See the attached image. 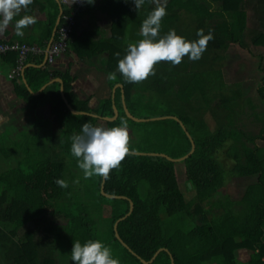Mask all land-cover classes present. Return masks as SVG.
Masks as SVG:
<instances>
[{"label": "trees", "instance_id": "1", "mask_svg": "<svg viewBox=\"0 0 264 264\" xmlns=\"http://www.w3.org/2000/svg\"><path fill=\"white\" fill-rule=\"evenodd\" d=\"M249 1L167 0L161 35L175 29L178 35L195 40L197 31L203 28L205 34L214 29L215 38L199 60L185 56L176 66L161 61L155 66V75L140 83H129L118 71L119 60L127 46L134 43L125 37L130 31L142 39L140 28L155 3L145 0L138 11L134 0H103L102 7L104 3L109 5L112 15L111 34L106 39L109 42H103L117 48L105 57L106 71L115 72L124 83L126 103L133 114L164 116L161 118H131L118 87L115 103L120 113L115 119H106L104 116L115 113L110 88L108 96L92 107L88 100L75 98L62 74L67 99L74 108L84 111L73 112L60 82H49L61 73L51 70L47 63L41 64L44 52L29 51L26 62L37 65L25 67L27 83L35 90L47 85L34 93L22 81V74H16L15 92L31 108L49 103L51 116L35 119L18 131L13 126L0 129V264H74V241L83 244L89 239L110 246L120 264H172L171 254L165 249L145 263L117 237L114 224L129 211V198L134 201V209L118 222V231L146 259L160 247H167L175 264H238L237 248L249 247L255 250L257 263L264 264V144L259 141L264 140V55L260 63L262 80L252 95L237 82L228 86L222 68L216 64L234 43L264 47V0H256L251 18ZM187 15L192 21L188 22ZM55 24L56 14H52L36 44H49ZM76 25L65 52L74 49L81 54L89 41L84 33L78 34ZM14 37L0 41L17 40ZM17 41L35 43L33 38ZM18 57V49L0 55L12 69ZM204 108H209L218 120L214 130L201 114ZM99 119L105 127H116L127 120L132 131L131 150L160 151L173 157L190 151L189 131L196 146L179 161L185 165L186 187L195 189L196 196L186 198L177 178L178 160L132 151L105 180L107 192L127 197L103 194V177L85 179L71 153V137L79 134L85 123L97 126ZM221 152L234 159L230 170L236 175L257 176L241 192H233L235 195L227 191ZM57 179L65 180L68 187H60Z\"/></svg>", "mask_w": 264, "mask_h": 264}, {"label": "clouds", "instance_id": "2", "mask_svg": "<svg viewBox=\"0 0 264 264\" xmlns=\"http://www.w3.org/2000/svg\"><path fill=\"white\" fill-rule=\"evenodd\" d=\"M63 1L65 4L67 3L66 7H70L69 5L75 2V0L72 2L71 0ZM85 2L92 4L94 0H85L84 4ZM153 2L155 7L143 20L140 28L139 35L142 39L130 43L127 46L126 54L118 62L119 73L129 83H140L150 75H155V66L161 61L171 62L173 66H176L182 62L185 56L192 61L199 60L206 51L209 41L215 38L214 29H209L205 34L203 28L197 31L198 39L195 40H188L184 36L178 35L175 29L161 35L162 19L167 15L166 3H163L162 0H153ZM32 3L33 0H0V34H3L14 21L15 34L22 37L24 29L34 25L38 19L34 15L27 14V9ZM144 3L145 0H134L136 10L139 11ZM22 12L24 14L21 16ZM63 12H66L65 9ZM16 17L20 18L16 19ZM54 37L55 35L51 37L50 42ZM116 55L119 56L120 53H116ZM44 63H46L45 58ZM24 70L25 66L20 75L25 72ZM12 74H14L13 69L10 76L11 78L15 77V74ZM108 78L115 79L116 73H110ZM71 141V153L77 158L78 167L83 171L85 179H90L93 176L109 178L111 171L118 168L130 153L127 120H121L120 125L116 127L85 123L81 132L71 137ZM56 183L60 187H68V183L63 179H57ZM71 259L74 264H120L119 259L113 258L110 246L105 245L99 239H89L83 244L79 240H75L71 250Z\"/></svg>", "mask_w": 264, "mask_h": 264}, {"label": "crops", "instance_id": "3", "mask_svg": "<svg viewBox=\"0 0 264 264\" xmlns=\"http://www.w3.org/2000/svg\"><path fill=\"white\" fill-rule=\"evenodd\" d=\"M56 2L57 4L51 0H33V3L27 9V14L36 16L38 18L37 22L24 29V35L20 37L15 34L13 21V24L3 34H0V39H10L17 36V40L28 41L33 38L36 43L37 41L35 40L37 38L40 39V36L45 32V24L52 14H56V24L58 20L60 21L59 18L64 11L63 5L65 7L67 3L65 4L63 0H56ZM101 3L103 4V0H94L92 4L85 2L81 14L78 17L76 25L77 32L78 34L84 33L83 37L89 41L82 48L83 53L78 54L74 49L67 50L66 52L63 51L56 57L53 64H47L51 70L61 73V75L63 74L68 79L70 91L75 94V98L88 100L90 106L97 107L103 96H108V88H110V94L112 95L113 91L116 94V89L121 87V93L123 94H121V98L124 106V99L126 102L124 83L117 78L110 80L108 78L109 74L106 71L108 63L105 61V57H108L111 51L117 48L115 49L112 45H108V43L104 44L103 42L107 41L106 39L109 40L112 15L110 12L111 7L107 4L105 5V3L104 7H102ZM23 14L22 12L21 16ZM19 18L16 17V19ZM126 39L127 36L125 37ZM41 64H45L44 61ZM28 65L37 64L34 62H26L25 67ZM11 70V64L0 59V120L3 121L0 129L3 130L9 126H13L18 131L23 127L31 125L35 119H49V116H51V105L49 103L45 102L39 107L31 108L24 98L17 95L14 88V78L10 76ZM61 75L54 76L49 82L54 80L59 81L60 88L64 92L65 80L63 75ZM25 80L27 81L24 72V76L22 74V81L26 83ZM46 85L41 86L38 90L32 89L29 86L34 93H39ZM112 97L114 98V96ZM65 98L67 99L66 95ZM13 109L17 113L15 120L11 116H6ZM97 126H103L101 119H99ZM129 135H132L130 129ZM236 261L238 264H259L255 257V250L249 247L237 248ZM208 264L217 263L210 262Z\"/></svg>", "mask_w": 264, "mask_h": 264}, {"label": "rangeland", "instance_id": "4", "mask_svg": "<svg viewBox=\"0 0 264 264\" xmlns=\"http://www.w3.org/2000/svg\"><path fill=\"white\" fill-rule=\"evenodd\" d=\"M166 1L167 0H162L163 3H166ZM255 5V0H250L248 3L247 8L250 18L253 16ZM185 17L188 18V22L192 21L191 18H189V15ZM139 38L131 34L130 31H128L127 40L129 42H138L140 40ZM262 55H264L263 46L254 45L253 43H249L248 46H243L237 42L232 44L223 52V57H221L216 64L218 67L222 68L223 75L228 86H231L232 83L237 82L248 94L252 95L256 92V87L262 80L263 70L260 65ZM114 94L115 92L113 91L111 95L114 96V98L112 97L113 102L115 101L116 96V94ZM201 114H203L204 118L207 120L208 124L213 130L218 126V120L209 108H204L201 111ZM6 116H11L15 120L17 118V113H15V109H13L10 113H7ZM2 123L3 121L0 120V126ZM254 129L258 130V125L255 126ZM259 141L264 144V140ZM220 158H222V161L226 167L225 178L227 183V191L229 193L238 191L241 192L243 190V187L247 183L255 181L257 179V176L255 175H236L232 170H230V167L234 163V159L225 155L224 152L220 153ZM175 166L180 186L183 192L185 193L186 198L188 200H191L193 197L196 196V190L188 189L186 187L187 180L185 173V165L182 161L178 160ZM233 195L235 194L233 193ZM162 215L164 217L166 216V211L164 208L162 209ZM27 225L30 224L27 223L26 226Z\"/></svg>", "mask_w": 264, "mask_h": 264}, {"label": "built area", "instance_id": "5", "mask_svg": "<svg viewBox=\"0 0 264 264\" xmlns=\"http://www.w3.org/2000/svg\"><path fill=\"white\" fill-rule=\"evenodd\" d=\"M84 1L85 0H75V2L69 5L70 10L68 12L62 13L61 21L58 24L55 37L47 46L42 47L36 43L29 44L26 42H19L17 40L0 41V55L10 49L19 50L18 63L13 69L15 75L20 74L23 70L26 63V57L29 51L44 52L45 62L51 64L55 61L58 55H60L63 51L66 50L69 40L71 38V34L74 30V26L77 22V16L79 15L82 9Z\"/></svg>", "mask_w": 264, "mask_h": 264}, {"label": "water", "instance_id": "6", "mask_svg": "<svg viewBox=\"0 0 264 264\" xmlns=\"http://www.w3.org/2000/svg\"><path fill=\"white\" fill-rule=\"evenodd\" d=\"M59 19H60V18H59ZM58 22H59V20H58ZM58 22H57V24H58ZM57 24H56V26H55V28H54V30H53L52 37H53V36L55 35V33H56ZM23 74H24V73H23ZM25 81H26V80H25ZM26 84L28 85V87H30L29 84L27 83V81H26ZM62 93H63V95H64V92H63V91H62ZM64 98H65V95H64ZM65 100H66L67 104L69 105V107L71 108V110H72L73 112H75V113H82V112H84V111H81V110H78V109L74 108V107L68 102V100H67L66 98H65ZM113 108H114V111H115L114 115H112V116H104L106 119H111V120H112V119L117 118V116L119 115V111H120V110H119L118 106L116 105V103L113 104ZM124 109H125L126 113H127L131 118H133V119H135V120H147V119H150V118H161V117H164V116H154V117H140V116H136L135 114H133V113L130 111L129 107L127 106V104H126V102H125V99H124ZM173 117L179 119V117L176 116V115H173ZM180 122L182 123L183 127L186 128V127H185V124L183 123V121H182L181 119H180ZM187 132H188V134L190 135L191 142H192V147H191L190 151H189L188 153H186L185 155H182V156H179V157H173V156L169 155V154L166 153V152H160V151H138V150H131V149H130V151H132V152H137V153L153 154V155H163V156H165V157H167V158H169V159H172V160H182V159L186 158L191 152H193V150L195 149V146H196V144H195V140L193 139V137L191 136V134L189 133V131H187ZM105 180H106V179L103 178V179H102V183H101V192H102L103 194H105L106 196H109V197H127L126 195H123V194H115V193L107 192V191L105 190ZM188 184H189V186H192L191 182H188ZM129 200H130V208H129V211H128L124 216L120 217V218L115 222V224H114V229H115V233H116L117 237L122 241V243H123L124 245H126V246H127V247H128L133 253H135L137 256H139V257L141 258V260H142L143 262H145V263H148V262L153 261V260L156 258V256L158 255V253H159L161 250L165 249V250H168V251L170 252L171 257H172V264H175L174 256H173L172 252H171L167 247H160L159 249L156 250V252L152 255V257H151L150 259H146V258L142 257L140 254H138L135 250H133V249L129 246V244H128V243H127V242L121 237V235H120V233H119V231H118V222H119L121 219L127 217V216L133 211V209H134V205H135L133 199L129 198Z\"/></svg>", "mask_w": 264, "mask_h": 264}]
</instances>
